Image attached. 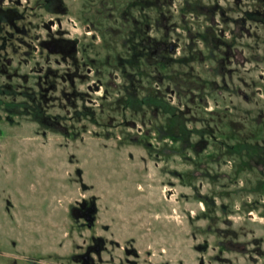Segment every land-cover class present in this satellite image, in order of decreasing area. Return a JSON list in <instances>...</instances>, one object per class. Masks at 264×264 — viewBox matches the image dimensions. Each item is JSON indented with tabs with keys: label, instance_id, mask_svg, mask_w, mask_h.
<instances>
[{
	"label": "rangeland",
	"instance_id": "374dc122",
	"mask_svg": "<svg viewBox=\"0 0 264 264\" xmlns=\"http://www.w3.org/2000/svg\"><path fill=\"white\" fill-rule=\"evenodd\" d=\"M164 2L156 14L145 9L147 23L156 16L162 38V17L172 14L170 38L180 45L172 64L158 68L166 81L156 98H144L154 83L142 62L149 79L138 112L122 109L120 90L103 76L98 91L94 78L83 86H92L87 112L72 120V110L64 112L67 135L22 116L12 125L0 115V264H80L92 237L105 241L100 261L92 255L97 264H264V159L250 149L264 139V0ZM40 13L57 29V13ZM63 24L71 29L68 17ZM108 24L97 20L101 28ZM185 27L193 34L226 31L228 41L230 30L237 33L232 82L208 92V105L189 104L190 114L182 113L188 97L178 101L164 89L186 71ZM92 34L93 57L103 61L107 36L102 29ZM206 64L192 63L196 71ZM50 113L57 115V103ZM204 124L215 129V140L200 141ZM92 198L97 215L90 229L71 210ZM130 248L138 257L124 253Z\"/></svg>",
	"mask_w": 264,
	"mask_h": 264
},
{
	"label": "flooded vegetation",
	"instance_id": "af4514ba",
	"mask_svg": "<svg viewBox=\"0 0 264 264\" xmlns=\"http://www.w3.org/2000/svg\"><path fill=\"white\" fill-rule=\"evenodd\" d=\"M160 1L169 2L72 0L68 5L67 0H32V5L29 6L23 5L19 0H0V115L5 114L7 122H12V125L14 116H22L35 124L67 135L70 130L65 126L67 121L64 112L67 109L72 110L70 120L80 116L82 112H87L89 108L84 101L92 86L87 83L86 91H83V86L94 78L92 83L97 84L96 92L102 88L103 76L107 78V86L120 90L124 104L122 109L125 111L127 106L138 112L137 106L142 104L144 77L149 79L144 75L146 70L143 69L142 62L149 70L151 82L154 83V88L148 91L151 95H144V98H156L161 90L158 86L166 81L165 77L159 75L158 68L161 66L165 69L172 64L180 45L179 40L170 38L172 31L176 30L169 26L172 14L167 18L162 17L165 21V34L162 38L157 37L156 16L152 24L147 23L151 16L145 9H153L156 14ZM25 2L29 3V0ZM41 11L57 13V29L53 28V21L46 24ZM216 13L215 10L213 20ZM65 17L71 22V29H65ZM99 18L110 20L113 24L101 28L97 25ZM237 23L236 20L233 22L234 27ZM101 29L107 39L103 42L104 60L97 61L93 57L91 42L95 35L92 32L97 33ZM208 31L193 34L190 29L184 28L187 44L182 64L186 71H183L181 79L176 83L172 82L173 80L167 81L164 87L170 96H176L178 101L182 97L181 94L188 97V102L182 110L183 114L191 113L189 104L193 106L198 102L202 106L208 105L207 93L211 90L218 91L221 85L227 89V79L232 82L236 73L238 52L235 46V29L230 30L229 41L224 39L226 31ZM51 57L55 59L52 60ZM195 61L199 65L212 62L215 67L206 64L196 71L192 65ZM50 63H54L57 69H52ZM20 69H24V72L21 73ZM206 73L220 78L221 83L216 78L206 79ZM79 102L81 107H78ZM56 103L57 115H53L50 109L55 108ZM209 112L216 115L213 109ZM263 119L264 114L261 113L259 120ZM229 124L231 129L236 125L232 120ZM133 126L137 125L134 123ZM214 131V128L204 124L200 130V141L207 142L205 135L215 140ZM261 141L251 143V156L260 150L264 159V139ZM95 204L96 200L93 198L83 200L72 208L71 215L77 221L82 220L87 226L85 222L88 217H94L96 221L97 211H91L97 208ZM104 247L103 239L92 237V244L77 260L81 259L80 264H97L92 255H96L100 261ZM124 253L138 257L133 248L124 249ZM128 264L136 262L128 261Z\"/></svg>",
	"mask_w": 264,
	"mask_h": 264
},
{
	"label": "water",
	"instance_id": "95a60500",
	"mask_svg": "<svg viewBox=\"0 0 264 264\" xmlns=\"http://www.w3.org/2000/svg\"><path fill=\"white\" fill-rule=\"evenodd\" d=\"M91 211L96 213L97 208L91 209ZM94 222H95V218L90 216V217H88V218L86 219V222H85V223H87V226H88L89 228H91V227H92V224H93Z\"/></svg>",
	"mask_w": 264,
	"mask_h": 264
}]
</instances>
